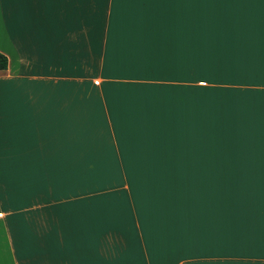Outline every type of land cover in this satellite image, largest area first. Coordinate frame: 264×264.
Here are the masks:
<instances>
[{"label": "crops", "instance_id": "0c3cea01", "mask_svg": "<svg viewBox=\"0 0 264 264\" xmlns=\"http://www.w3.org/2000/svg\"><path fill=\"white\" fill-rule=\"evenodd\" d=\"M191 32L211 86L228 89L211 103L208 152L131 142L123 158L117 131L135 128L141 102L120 84L184 102L172 50ZM0 52V264H264V0H0ZM75 145L129 163L114 189L128 222L74 203L104 190L65 194Z\"/></svg>", "mask_w": 264, "mask_h": 264}, {"label": "trees", "instance_id": "16d2710c", "mask_svg": "<svg viewBox=\"0 0 264 264\" xmlns=\"http://www.w3.org/2000/svg\"><path fill=\"white\" fill-rule=\"evenodd\" d=\"M186 35L187 44L185 48L172 50L174 56L182 61L178 66L179 72H181L180 76L184 82L190 84V86H182L181 88L186 95L184 102L175 101L173 103L168 98H159L158 92L163 90L159 85L120 84L123 91L127 89L136 92L139 96L137 98L138 102H141L138 104V113L135 116L137 123L135 128L117 131L120 142L124 139V142L129 145L126 146L127 150H123V154H125L123 158L129 157L131 142L135 144L133 148L136 151L139 150L138 152L140 153L138 154H155L156 152H152V149L157 145V142H164L165 147H163V151L158 152L159 154H162V152L164 154L167 152L174 154L188 153L184 152V148L187 147L185 143L191 146L188 148L191 153L203 154L208 152L211 103L213 99L214 102L217 101L219 103L220 99L225 97L223 94L228 89L211 86L216 84L217 80L215 76L216 70L210 68L209 50H195L192 43H189V41H192L193 33H187ZM8 64V57L0 52V71L6 69ZM199 81H202L203 84L207 83V85H197ZM152 92L155 96H151ZM218 109H220L219 105ZM217 118H219L218 126L225 128L224 124H221V121H224V117L218 113ZM223 128L217 131L218 141L220 139L223 140L226 136V130ZM92 132L90 131L91 134ZM106 132L103 135V141H106L104 143L107 144L106 138L109 139V136ZM199 142L202 143L201 147L196 146ZM150 143H154L153 147ZM82 148L84 147L75 145L73 147L74 160L64 163L63 169L62 165L59 166L63 172V176H61L68 182V189L65 194L71 192L74 196L77 195L79 197L99 189L104 190L105 194H99L92 200L85 197L78 200L75 199L74 203L100 200L104 211H106V216L113 219L116 226L119 227L117 225L118 221L128 222L130 212L128 200L120 199L119 192L114 189L123 185V169L126 173L130 171L129 163H123L125 167L123 168L122 162L117 157L111 158L113 156H109V159L105 160H94V155L92 156V154L99 151L100 148L98 146H88L87 150L91 153L89 156L81 154ZM112 148L115 149L113 146ZM112 148L109 147L110 150H113ZM106 150L108 152V147H106ZM113 197H117L119 201L114 202L112 200ZM116 213L117 222L113 217ZM121 228L123 229L124 225Z\"/></svg>", "mask_w": 264, "mask_h": 264}, {"label": "rangeland", "instance_id": "374dc122", "mask_svg": "<svg viewBox=\"0 0 264 264\" xmlns=\"http://www.w3.org/2000/svg\"><path fill=\"white\" fill-rule=\"evenodd\" d=\"M161 143L163 144V147H164V142H161ZM185 144H186L187 147L184 148V152L191 153V151H188V148L191 147V146H189L187 143H185ZM164 148H165V147H164ZM192 152H193V151H192ZM168 155L172 156V152H170ZM169 171H172V169H169ZM180 180H181V178H180ZM186 181H188V180H186ZM69 197H70V198H71V197H72V198H74V197L77 198V195L74 196V195L72 194V196L69 195Z\"/></svg>", "mask_w": 264, "mask_h": 264}]
</instances>
